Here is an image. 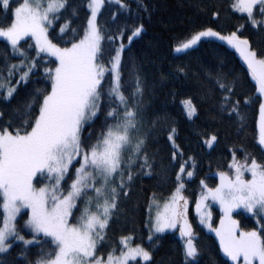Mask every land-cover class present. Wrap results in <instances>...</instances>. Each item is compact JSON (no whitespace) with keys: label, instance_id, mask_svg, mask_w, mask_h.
Here are the masks:
<instances>
[{"label":"snow or ice","instance_id":"snow-or-ice-1","mask_svg":"<svg viewBox=\"0 0 264 264\" xmlns=\"http://www.w3.org/2000/svg\"><path fill=\"white\" fill-rule=\"evenodd\" d=\"M0 3L5 12L0 38L10 46L11 57L19 59L12 63L3 56L0 103H10L17 89L29 84L41 68L44 77V86L33 88L18 106L0 109V254L21 245L24 264H129L137 258L149 262L162 234L174 230L182 243L184 264H197L201 250L189 218L193 206L198 224L215 233L234 264L241 260L264 264V224L260 231L242 230L233 218L236 210L244 209L264 221V154L257 158L245 145L232 147L228 171H218L215 186L200 180L198 198L193 200L185 190L186 180L195 175V157L185 158L175 121L148 119L145 81L134 58L125 59L133 40L146 31L143 17L151 19L145 0H136L137 19L132 24L120 20L122 12L132 11L127 0H87L89 12L83 24L75 26L73 21L80 17L71 0ZM112 5L116 7L108 15L114 28L103 19ZM220 7L211 6L216 21ZM228 8L243 14L253 28L264 30V0H229ZM244 28L237 24L226 33L210 26L193 29L174 51L187 54L203 41L216 40L239 54L258 96L240 94L238 76L209 72L208 79L220 92L216 105L220 118L234 119L239 134L247 132L246 109L258 104L255 138L264 153V47L254 48L243 36ZM29 38L34 43H28ZM53 57L49 66L46 58ZM126 72L132 81L130 91ZM176 72L188 75L186 66H178ZM212 94L208 89L200 102ZM179 103L189 120L198 117L193 98ZM161 120L167 125L172 165L178 167L173 190L166 197L152 193L145 221L148 247L144 237L131 233L113 242L110 223L119 214L121 200L128 197L135 179L153 174L149 142ZM201 135L207 137L202 142L209 149L219 142L218 130ZM210 202L223 213L218 228L212 225Z\"/></svg>","mask_w":264,"mask_h":264},{"label":"trees","instance_id":"trees-1","mask_svg":"<svg viewBox=\"0 0 264 264\" xmlns=\"http://www.w3.org/2000/svg\"><path fill=\"white\" fill-rule=\"evenodd\" d=\"M131 6V13H121L120 20H127L129 24L136 21V0H127ZM152 9L149 20L143 17L146 31L141 34L125 53L134 58L140 73L146 84L145 105L148 119L156 117H168V122L175 121L177 128V143L184 152L185 158L195 157L196 171L191 181L186 180L185 195L190 199L198 198L200 180H205L209 186L219 183L218 171H228L227 164L231 159L230 149L234 146L245 145L249 151L255 153L257 158L262 154L261 146L257 143L258 133V104L246 109L248 114L247 132L239 134L234 119L227 117L221 119L216 107L220 92L216 90L215 84L208 79V73L216 74L223 72L240 78L241 84L238 89L240 94L258 96L255 92V83L251 80L239 54L223 42L210 40L201 42L200 46L187 54H178L174 48L178 43L188 36L193 29L210 26L223 33L233 30L237 24H245L243 36L248 38L254 48L264 47V30L253 28L246 23L243 14L231 11L228 8L229 0H145ZM73 6L79 11V20L73 21V26L83 24L87 9V0H71ZM220 5L221 17L218 21L211 16V6ZM14 4L10 2V8ZM112 5L108 11L103 12V19L110 27H115L109 19L108 12L115 9ZM209 8L208 12L201 11ZM5 12L0 3V20ZM143 16V13H141ZM9 19L11 15L9 14ZM57 23H62L59 21ZM58 31V29H57ZM68 36L65 34V39ZM28 43H34L30 38ZM23 44V42H22ZM64 46V45H62ZM70 46V45H68ZM10 46L0 39V68L4 67L3 56L10 57L12 63H19V59L12 58L9 52ZM34 54V53H30ZM49 66H52L54 58H46ZM178 66H186L187 77L183 73H177ZM124 80L128 82V91L132 88V81L126 72ZM44 86L43 69L32 77L29 84L21 85L17 89V95L10 103H0V109L11 111L23 102L35 87ZM212 89L211 97L202 103L200 97ZM193 98L199 106L198 117L189 120L184 112L180 100ZM213 117H216L213 119ZM103 117L96 123L97 130ZM219 131V142L209 149L202 140L207 138L201 133H212ZM172 146L167 139V125L161 120L160 125L149 142V153L154 155L155 163L153 174L144 175L135 179L132 191L127 198H123L120 204L118 216L110 223L109 236L116 241L121 235L133 234L146 240L148 205L152 193L163 194L165 197L173 190L174 174L178 167H173L171 161ZM242 158V155L238 153ZM180 157L177 156V164ZM186 170H190L186 168ZM213 225L219 227L220 211L213 206ZM194 207H189L191 220L198 234V245L200 255L197 264H232L221 250L218 240L213 234L208 233L202 225L193 218ZM242 230H261L264 221L247 214L241 210L235 214ZM21 245H14L9 254H0V264H24L20 256ZM35 249H33V253ZM35 259V256L32 257ZM129 264H184L181 240L174 233L162 234L159 247L153 251V259L149 262L136 260Z\"/></svg>","mask_w":264,"mask_h":264},{"label":"rangeland","instance_id":"rangeland-1","mask_svg":"<svg viewBox=\"0 0 264 264\" xmlns=\"http://www.w3.org/2000/svg\"><path fill=\"white\" fill-rule=\"evenodd\" d=\"M0 39H3V38H0ZM3 40H4V39H3ZM33 42H34V41H33ZM53 58H54V57H53ZM54 59H55V58H54ZM248 175H249V174H246V178L248 177ZM217 177H218V175H217ZM218 179H219V177H218ZM213 206H215V207H217V208L219 209V211H220V219L223 217V213H222V211H221V209H220V206H219L218 204H215V203H211V202H210V211H211V213H212V225H213V209H212ZM241 210H244V209H238V210H236V211L233 213V218H234V219H236L235 214H236L237 212L241 211ZM25 211H28V210H25ZM244 211H246V210H244ZM246 212H247V211H246ZM247 214L253 216L251 213H248V212H247ZM192 215H193V218L196 220V222H198L197 219H196V217H195V213H194V211H193ZM253 217L256 218V216H253ZM189 218H191V214H190V212H189ZM25 219H27L26 216H25ZM236 220H237V219H236ZM202 227H203L208 233L213 234V235L215 236V238H216V239L218 240V242H219V238L215 235L214 232L209 231L208 228H207L206 226H203V225H202ZM213 227H214V225H213ZM214 228H216V227H214ZM166 233H174V234H176L177 237L179 238L178 231L169 230V231L166 232ZM166 233H164V234H166ZM179 239H180V238H179ZM221 250H222V249H221ZM222 253H223V250H222ZM223 255H224L227 259H229L230 262H231L232 264H234V262L231 260L230 257H227L224 253H223ZM137 260H142V259H141V258H137ZM142 261H143V260H142ZM130 262H133V261H130ZM130 262H129V263H130ZM143 262H145V261H143ZM241 264H242V260H241Z\"/></svg>","mask_w":264,"mask_h":264}]
</instances>
